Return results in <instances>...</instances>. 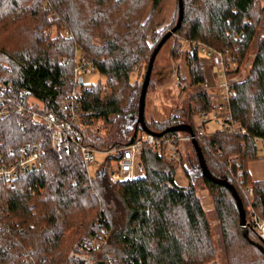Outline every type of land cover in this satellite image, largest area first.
<instances>
[{
  "label": "trees",
  "instance_id": "16d2710c",
  "mask_svg": "<svg viewBox=\"0 0 264 264\" xmlns=\"http://www.w3.org/2000/svg\"><path fill=\"white\" fill-rule=\"evenodd\" d=\"M162 3L0 0L4 93L18 99L25 91L26 103L32 97L44 112L66 116L60 100L75 87L77 52H83L106 80L84 89L82 141L101 150L131 142L141 129L137 126L141 84L134 74L139 76L147 68L162 37L156 22ZM183 6L182 23L172 36L180 35L190 44L192 84L205 78L196 43L230 48L239 62L251 59L246 79L235 85L231 102L234 116L248 135L218 129L197 139L211 173L232 183L241 197L248 236L240 226L232 192L201 173L197 154L200 175L213 199L218 238L185 164L186 186L176 182L174 163L150 148L139 159L143 175L114 181L102 168L93 177L78 151L53 147L51 133L43 124L36 125L29 115L12 110L0 120V150L41 142L46 168L12 182L0 180V264H71L74 244L100 232L107 234V240L91 253L94 264H219L218 242L227 264H264L261 238L251 221L244 190L246 185L253 187L254 209L264 217V178L253 179L248 165L263 157L255 137L264 138V2L183 0ZM53 25L56 34L50 32ZM254 43L257 46L249 57ZM212 98L200 87L190 95L191 126V116L211 108ZM145 120L155 132L183 123L178 114L163 122ZM111 157L117 155L109 154L107 160Z\"/></svg>",
  "mask_w": 264,
  "mask_h": 264
},
{
  "label": "built area",
  "instance_id": "2783aa9c",
  "mask_svg": "<svg viewBox=\"0 0 264 264\" xmlns=\"http://www.w3.org/2000/svg\"><path fill=\"white\" fill-rule=\"evenodd\" d=\"M66 33L67 35L71 34L69 31ZM195 47L199 54L203 53L209 58L206 61L209 63V68H207L209 77L204 72V81L199 84H193V86L209 92L213 95V98L211 108L197 112L199 125L192 126L194 135L188 132L186 134L164 132L159 136L139 129L131 142L121 146H114L108 150L97 149L84 143L79 126L82 115L81 99L84 89L89 84L80 75L82 73H90L95 69L90 57L84 53H81L79 57L77 56V64L73 74L75 87L60 100V107L66 112V116L56 115L53 112H44L39 101L32 97L26 103L27 93L25 91H22L18 99L12 98L11 95L4 93L5 86L0 85V120L12 110H15L21 116L29 115L34 124H43L50 131L53 147L78 151L88 169L99 152L117 155V163L115 165L107 163L103 167L114 181H128L135 177L137 160L140 159L145 148L158 151L167 160L179 163L186 147L185 142L192 141L195 137L198 139L202 135H208L209 133L205 131V126L211 121L220 126L219 130L231 134L248 135L246 127L234 116L231 102L235 85L246 79L251 68V61L239 62L230 48L218 49L202 43H196ZM62 62H66V58H63ZM137 68L136 66L135 69ZM81 78L83 79L82 83H80ZM174 80L177 86L182 85L184 87L189 83L188 81L183 82L176 71ZM84 84H86L85 87L82 86ZM190 84H192L191 78ZM34 104H38L39 107H35ZM255 142L258 147V154L264 157V138L256 136ZM43 156L44 150L41 142L34 144L24 143L18 147H9L4 151L0 150V180L12 182L21 175L46 168ZM236 158L238 159L237 156ZM238 171L242 173L243 170L239 168ZM244 190L249 202L248 212L251 221L261 238V245L264 248V217H260L254 209L253 187L246 185ZM106 240L107 234L100 232L77 241L69 254L71 264H94L91 253L103 247Z\"/></svg>",
  "mask_w": 264,
  "mask_h": 264
},
{
  "label": "rangeland",
  "instance_id": "374dc122",
  "mask_svg": "<svg viewBox=\"0 0 264 264\" xmlns=\"http://www.w3.org/2000/svg\"><path fill=\"white\" fill-rule=\"evenodd\" d=\"M261 1L264 2V0ZM177 6V0H163V3L156 16L157 28L158 30H160L162 36L172 27L174 23L177 22ZM50 32L52 34H56L57 30L54 25L50 27ZM256 46V43H254L253 49L249 52V57H251L252 53H254V48H256ZM189 49L190 44L183 37H181L180 35H174L167 40V42L163 45L162 49L158 53L154 63L150 85L148 87L146 95L145 117L150 123L163 122L167 120L172 114H178L180 116L181 122L183 123L189 122V98L190 95L195 93L198 89L193 86V84H190L191 74L189 71ZM77 53L79 57L83 52L78 51ZM200 57L202 59V68L205 74L209 77V70L207 69L209 68V63L206 62L209 58L203 53L200 54ZM250 60L251 59H248L247 61ZM144 69L145 70L143 71V73L139 76L137 74H134V78L137 77L139 83L141 84V89L146 67ZM175 71L179 73L183 82H189L187 86H177L174 80ZM80 76H82L84 78V81L88 84L98 82L104 84L106 80L105 76L101 75L96 69H93V71L90 73H82ZM191 118L194 126L199 125V118L197 114L192 115ZM219 128L220 126L217 123L211 121L208 125L205 126V131L207 133H212ZM175 133L186 134V132L184 131H178ZM185 146L186 147L183 151L182 160L179 163H174V165L176 166V168H183L184 164L188 167L191 177L196 183V189L203 199L209 217L212 219L213 233L215 234V237L218 238L219 226L217 224V221L213 218V199L210 196L209 190L204 185V182L200 175V169L195 158L196 152L194 153L193 151L194 146L192 144V141L185 142ZM108 155L109 154H105L102 152L96 154L95 161L89 165L88 169L91 176L96 177L98 171L102 169L105 164L108 163L115 165L117 163L115 157H111L109 160H107ZM248 165L249 170L251 171L254 178H264V157L254 160ZM136 166L138 168H141L139 160H137ZM176 178L179 182H181V180L183 179L181 174L178 173L176 174ZM218 247L217 259L219 264H227L219 242Z\"/></svg>",
  "mask_w": 264,
  "mask_h": 264
},
{
  "label": "water",
  "instance_id": "95a60500",
  "mask_svg": "<svg viewBox=\"0 0 264 264\" xmlns=\"http://www.w3.org/2000/svg\"><path fill=\"white\" fill-rule=\"evenodd\" d=\"M178 6H179V13H178V19H177L176 25L173 28H171L169 31H167L162 36V38L160 39V41L158 42V44L156 45V47L154 48V50L152 52V55L150 57L149 63L147 65V68L145 71L144 80H143L142 89H141V94H140V99H139L137 126H139L141 129H143L147 132H150V133H153V134H156L159 136L162 135L164 132H178V131H184V132L190 133L191 135H194L193 127L189 123H180V124L169 127L164 132H155L148 127L146 120H145L146 95H147V90H148V87L150 84V79H151V75H152V71H153V67H154L156 57H157L158 53L160 52V50L162 49L163 45L175 33L176 29L180 27L182 20H183V14H184L183 0H178ZM82 82H83V79L81 78L80 83H82ZM192 144L194 146V149H195L197 157H198V161H199V164L201 167V173L203 175H205L206 177H208L209 179L228 187L229 190L232 192L233 196L235 197L236 203H237V206L239 209V213H240V226L243 228L244 235L247 237L248 236V227H247L246 210L244 208L242 199L239 196L235 186L232 183H230L228 180L217 178L211 173V171L209 170V168L207 166V162L205 160L204 154H203V152H202V150L198 144V140L196 137L192 139ZM259 247L261 248V250L264 251V248L262 245H259ZM96 264H106V263L104 261H98V262H96Z\"/></svg>",
  "mask_w": 264,
  "mask_h": 264
},
{
  "label": "crops",
  "instance_id": "0c3cea01",
  "mask_svg": "<svg viewBox=\"0 0 264 264\" xmlns=\"http://www.w3.org/2000/svg\"><path fill=\"white\" fill-rule=\"evenodd\" d=\"M252 162V161H251ZM250 162V163H251ZM249 163V164H250ZM140 166H141V168L139 167H135V176H141V175H143L144 174V170H143V165H142V163H141V161H140ZM251 172V171H250ZM181 174V176L183 177V179L181 180V182H179L178 180H177V178H176V182L179 184V185H181V186H186V185H188V183H189V178L187 177V175H186V173H185V171H184V169L182 168V167H177L176 168V174ZM251 175H252V173H251ZM253 177V176H252ZM253 179H263V178H254L253 177Z\"/></svg>",
  "mask_w": 264,
  "mask_h": 264
}]
</instances>
